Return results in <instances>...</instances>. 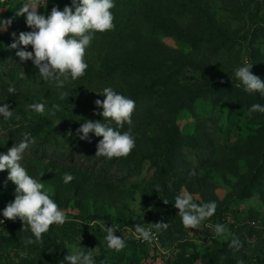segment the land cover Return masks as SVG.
<instances>
[{
  "label": "rangeland",
  "instance_id": "374dc122",
  "mask_svg": "<svg viewBox=\"0 0 264 264\" xmlns=\"http://www.w3.org/2000/svg\"><path fill=\"white\" fill-rule=\"evenodd\" d=\"M24 2L0 0V19L14 17ZM113 2L115 27L93 34L85 74L63 88L40 80L33 62L16 55L33 51L31 45L8 48L12 33L18 40L32 31L26 15L0 31V106L13 113L0 115V154L30 133L36 142L21 164L66 215L43 234L42 245H26L35 239L28 226L2 215L16 186L7 170L0 172V264H61L80 250L91 251L94 264H264V113L248 116L253 104L264 105V95L235 86V70L246 64L264 81V0ZM41 3L45 17L53 7H72V0ZM105 87L135 101L132 125L119 129L131 127L130 158L96 157L102 137L77 135L84 120L103 122L95 101L104 99ZM35 103L44 104L43 113L28 107ZM177 129L166 154L164 142ZM66 173L71 182H64ZM181 190L197 204H217L198 229H185L174 207ZM158 222L168 224L152 228L158 242L136 238L134 225ZM216 224L227 233L217 236ZM113 225L125 240L120 251L107 247ZM233 238L239 250L229 247Z\"/></svg>",
  "mask_w": 264,
  "mask_h": 264
},
{
  "label": "clouds",
  "instance_id": "9594fccd",
  "mask_svg": "<svg viewBox=\"0 0 264 264\" xmlns=\"http://www.w3.org/2000/svg\"><path fill=\"white\" fill-rule=\"evenodd\" d=\"M41 5L45 6L41 0H25L14 11V17L0 19V31H7L15 17L26 15V24L32 31L21 32L18 40H15L16 34L12 33L14 42L8 45V48L16 49L18 45L27 48L31 45L33 51L20 50L16 55L22 62L29 60L33 62L39 71L40 80L54 82L57 88H63L66 83L75 81L85 74L88 64L84 57L94 38L93 34L110 31L115 27L114 17L110 11L115 5L113 0H72V7L65 6L63 11L53 7L47 17L38 14L37 9ZM252 66L253 64H246L235 70V78L240 81V84L235 86L240 87L242 84L247 93L259 92L264 95V81L252 74L250 71ZM24 76L25 73H22L21 79ZM15 91L13 87L8 88L10 93ZM99 95L104 99L95 101V105L102 109V112L96 115L102 116L103 122L84 120L77 129V135L81 140L89 142V133L102 137L96 146V157L108 159L126 157L135 148V139L131 134V127L123 133L119 129L125 124L132 125L135 101L118 94L111 87H105ZM68 97L67 92H61L59 96L61 100H67ZM28 107L36 112L44 111L43 103H35ZM53 107L59 110V105ZM253 112L264 113V105L253 104L248 116L250 117ZM0 115H3L5 120L13 115L7 103L0 106ZM113 123L116 125L115 128L112 127ZM35 142L30 133H24L19 143L9 148L6 153L0 154V172L7 170V180L16 186L15 199L7 204L2 215L12 221L19 218L23 222L22 230L30 229L35 239H26V245H42V236L49 231L51 225H63L66 222L65 213L44 190V184L32 178L21 164L25 151ZM63 179L68 183L74 177L66 173ZM174 207L179 210L178 215L185 229H198L203 221L215 214L217 204L215 201L197 204L193 202L191 193L181 190L175 197ZM0 223L4 221L0 220ZM24 225H27L28 229H25ZM153 227L156 230L167 229L168 224L151 223L149 228L136 224L134 225L136 238L151 243L155 239ZM117 229L114 225L107 227L105 239L109 249L120 251L126 245L125 240L115 234ZM227 231L223 224L214 226V233L217 236L225 235ZM240 246L237 238L229 242L230 248L239 250ZM64 261L67 264H94L93 253L84 250L66 255ZM64 261H61V264H64Z\"/></svg>",
  "mask_w": 264,
  "mask_h": 264
},
{
  "label": "trees",
  "instance_id": "16d2710c",
  "mask_svg": "<svg viewBox=\"0 0 264 264\" xmlns=\"http://www.w3.org/2000/svg\"><path fill=\"white\" fill-rule=\"evenodd\" d=\"M135 1H136V0H135ZM140 1H141V0H140ZM142 90H144V88H143ZM139 91H140V92H143V91H141L140 89H138L136 93H139ZM178 134H179V131H178V129H177L176 132H173V133L171 134L170 139H168L166 142H164V149H165L166 154L168 153L166 150L169 149V148H172V145H173V144L175 143V141L177 140V136H178ZM165 152H164V153H165ZM130 157H131V155H128V158H130Z\"/></svg>",
  "mask_w": 264,
  "mask_h": 264
},
{
  "label": "built area",
  "instance_id": "2783aa9c",
  "mask_svg": "<svg viewBox=\"0 0 264 264\" xmlns=\"http://www.w3.org/2000/svg\"><path fill=\"white\" fill-rule=\"evenodd\" d=\"M3 221H5V219H3ZM153 241L158 242L159 241V235L155 232V239ZM146 242V241H144Z\"/></svg>",
  "mask_w": 264,
  "mask_h": 264
}]
</instances>
